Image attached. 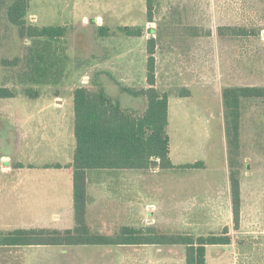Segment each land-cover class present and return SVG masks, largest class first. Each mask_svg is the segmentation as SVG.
Listing matches in <instances>:
<instances>
[{"label":"rangeland","instance_id":"rangeland-1","mask_svg":"<svg viewBox=\"0 0 264 264\" xmlns=\"http://www.w3.org/2000/svg\"><path fill=\"white\" fill-rule=\"evenodd\" d=\"M4 1L0 87L16 95L103 88L123 111L138 116L145 100L122 89L147 87L145 46L155 39L156 87L170 99L171 161L200 166L163 172L159 216L140 220L136 229L196 237L228 227L231 244L207 248L206 264H264V99L240 101L232 168L222 106L225 89L264 86V0H153L152 23L145 0H27L28 26L64 28L65 35L52 40L20 39L5 20ZM15 59L16 65L3 64ZM33 69L39 76L27 74ZM185 93L191 99L179 103ZM10 148L4 143L0 151L12 158ZM230 171L238 173L240 184L238 231L232 228ZM14 213L0 217V234L20 228ZM89 230L103 234L93 209ZM117 231L110 228L107 235ZM0 264H184V254L181 246H29L0 248Z\"/></svg>","mask_w":264,"mask_h":264},{"label":"trees","instance_id":"trees-1","mask_svg":"<svg viewBox=\"0 0 264 264\" xmlns=\"http://www.w3.org/2000/svg\"><path fill=\"white\" fill-rule=\"evenodd\" d=\"M147 22H153V0H145ZM27 0H5L4 17L8 25L16 28L20 39L62 38L64 28H38L26 24ZM128 31V29H127ZM247 35L245 31H234ZM134 36L139 37L140 33ZM146 88H123L122 92L143 98V112L134 116L123 111L120 104L108 96L103 88L91 91L86 87L73 90V135L75 148L72 162V206L74 227L71 230L15 229L0 234V248L29 246L79 245H141L161 244L183 247L184 264H206V248L231 243L229 230L224 227L218 235L196 236L188 234L156 235L152 231L121 228L114 237L91 234L85 221L86 171L88 170H144L158 162L162 170L173 168L168 157L167 97L155 88V39L149 38L145 46ZM16 65L17 60L4 61ZM36 69L30 75L39 76ZM33 98L36 92L26 90ZM15 93L0 87V98H12ZM242 98L264 99L263 87L225 89L222 92L224 135L229 167L238 151L240 101ZM200 163L184 168H199ZM236 171L229 172V197L232 228L240 227L241 194Z\"/></svg>","mask_w":264,"mask_h":264},{"label":"crops","instance_id":"crops-1","mask_svg":"<svg viewBox=\"0 0 264 264\" xmlns=\"http://www.w3.org/2000/svg\"><path fill=\"white\" fill-rule=\"evenodd\" d=\"M222 28L230 27L223 25ZM77 87L80 86L64 87L62 91L36 93L33 98L27 94L0 98V147L7 143L10 149L13 148L12 158L0 151V212H3L0 217H10L8 213L15 212L14 217L20 219L18 223L21 225L16 229L64 231L74 227L73 90ZM155 88L157 89L156 81ZM187 94L179 96V103L182 99H191ZM170 121V99L167 97L166 135L172 169L162 170L158 165L152 164L144 170L86 171V225L89 229V216L93 209L95 221L103 230V234L95 235L114 237L121 228L144 232L150 230L156 235H166L159 234L150 227L136 229L135 224L140 220L153 221L159 216L162 192L160 176L163 172L178 168L191 171L199 169L184 168L186 165L198 163L197 161L180 164L171 161L174 150L169 136ZM110 228L118 229L117 233L107 235ZM99 246L148 248L169 245H94Z\"/></svg>","mask_w":264,"mask_h":264},{"label":"water","instance_id":"water-1","mask_svg":"<svg viewBox=\"0 0 264 264\" xmlns=\"http://www.w3.org/2000/svg\"><path fill=\"white\" fill-rule=\"evenodd\" d=\"M152 164H153V165H158V163H157V162H153Z\"/></svg>","mask_w":264,"mask_h":264}]
</instances>
